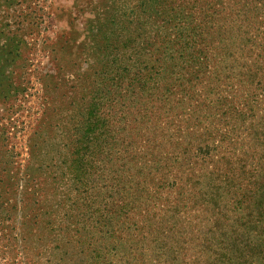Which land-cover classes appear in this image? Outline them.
Masks as SVG:
<instances>
[{
    "label": "trees",
    "instance_id": "16d2710c",
    "mask_svg": "<svg viewBox=\"0 0 264 264\" xmlns=\"http://www.w3.org/2000/svg\"><path fill=\"white\" fill-rule=\"evenodd\" d=\"M251 1L264 7V0L138 1L131 11L137 20L97 43L100 53H123L124 65L103 57L97 119L91 104L81 132L96 140L97 176L113 180L97 194L101 251L118 248L111 264H264V32L256 33ZM112 25L106 17L104 35ZM132 125L135 136L125 139L119 131ZM79 140L69 166L82 159ZM133 178H140L134 190ZM189 210L208 226L204 234L191 220L185 229ZM162 212L176 222L162 226ZM130 214L132 236L124 237ZM237 230L249 239L250 255L243 245L224 253L226 234ZM212 237L218 248L211 254ZM192 247L196 253L187 255Z\"/></svg>",
    "mask_w": 264,
    "mask_h": 264
},
{
    "label": "rangeland",
    "instance_id": "374dc122",
    "mask_svg": "<svg viewBox=\"0 0 264 264\" xmlns=\"http://www.w3.org/2000/svg\"><path fill=\"white\" fill-rule=\"evenodd\" d=\"M138 1L145 2L0 0V264H111L114 258L118 262V255L114 257L117 246L113 248V243L110 253L101 251L104 242L97 240V194L102 182L105 187L113 180H104L101 173L97 176L96 140L81 132L91 104V117L97 119L94 101L103 57L117 59L120 67L124 66L123 53H100L97 43L102 36L113 38L121 33V26L137 20ZM247 4L259 22L256 33L264 32L261 1ZM249 15L241 12L239 16L244 26H251ZM106 17L114 18L115 25L104 35ZM111 71L109 78L116 75V69ZM115 117L117 120L121 116ZM122 126L121 121L118 129ZM135 129L138 126L132 125L130 131L119 132L126 139L128 133L135 136ZM78 138L76 150L82 153V159L69 166L70 152ZM139 181L133 178L132 190ZM105 194L110 199L109 192ZM155 208L159 209L158 204ZM185 214L189 217L185 229L191 220L203 234L207 231L199 214L191 210ZM170 215H163L162 226L176 222L177 216ZM132 217L130 214L123 221L128 229L124 237L132 236ZM212 238L206 244L211 254L218 248ZM226 238L224 253L243 245L246 253L241 256L250 255L249 239L243 232L228 233ZM177 245L189 247L184 242ZM119 247L127 249L128 245L123 242ZM193 249L186 248L187 255L195 254ZM127 250L132 258L133 252Z\"/></svg>",
    "mask_w": 264,
    "mask_h": 264
}]
</instances>
